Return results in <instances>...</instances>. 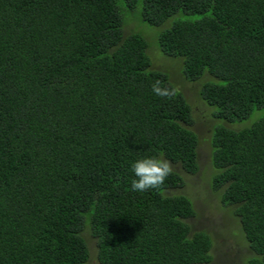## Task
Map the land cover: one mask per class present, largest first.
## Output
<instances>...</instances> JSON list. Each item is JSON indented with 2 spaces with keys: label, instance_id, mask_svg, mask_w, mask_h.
Segmentation results:
<instances>
[{
  "label": "trees",
  "instance_id": "trees-1",
  "mask_svg": "<svg viewBox=\"0 0 264 264\" xmlns=\"http://www.w3.org/2000/svg\"><path fill=\"white\" fill-rule=\"evenodd\" d=\"M152 46L201 82L213 189L264 264V0H0V264H90L86 231L101 264L213 260L176 193L175 166L200 169L196 113ZM160 153L164 185L132 190Z\"/></svg>",
  "mask_w": 264,
  "mask_h": 264
},
{
  "label": "rangeland",
  "instance_id": "rangeland-1",
  "mask_svg": "<svg viewBox=\"0 0 264 264\" xmlns=\"http://www.w3.org/2000/svg\"><path fill=\"white\" fill-rule=\"evenodd\" d=\"M130 13L127 14L129 17L126 16V20L136 19ZM141 24L150 27L148 24L142 22ZM131 26L136 27L135 24ZM139 32L148 35L146 31ZM149 36L151 35L149 34ZM154 47L152 46L149 51L153 57L154 68L166 71L171 75L172 81L185 93L196 113L197 121L194 129L200 138L198 146L200 169L195 174H189L179 166H175L186 180V185L176 193L189 196L195 205L196 215L188 219L191 231L192 233L206 231L212 236L213 260L208 264H249L248 260L254 255V252L250 249L244 236L240 219L234 211L235 207L224 205L220 193L215 191L212 186L211 174L214 169L211 162L210 136L217 121L211 117L200 97L201 82L187 81L182 74V65L172 62L169 58H158L160 52ZM84 236L91 252L90 264H101L97 256L95 238L89 231H86Z\"/></svg>",
  "mask_w": 264,
  "mask_h": 264
},
{
  "label": "clouds",
  "instance_id": "clouds-1",
  "mask_svg": "<svg viewBox=\"0 0 264 264\" xmlns=\"http://www.w3.org/2000/svg\"><path fill=\"white\" fill-rule=\"evenodd\" d=\"M152 91L161 97H172L176 93L175 88L164 85L160 80L152 83ZM130 167L135 177L131 182V188L138 192L159 189L172 173L171 163L163 153L141 156L134 160Z\"/></svg>",
  "mask_w": 264,
  "mask_h": 264
}]
</instances>
